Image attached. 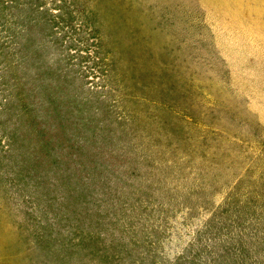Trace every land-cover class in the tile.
<instances>
[{"label": "rangeland", "instance_id": "374dc122", "mask_svg": "<svg viewBox=\"0 0 264 264\" xmlns=\"http://www.w3.org/2000/svg\"><path fill=\"white\" fill-rule=\"evenodd\" d=\"M0 264H264V0H0Z\"/></svg>", "mask_w": 264, "mask_h": 264}]
</instances>
